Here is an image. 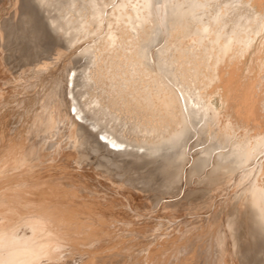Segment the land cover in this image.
I'll return each instance as SVG.
<instances>
[{
	"label": "rangeland",
	"instance_id": "374dc122",
	"mask_svg": "<svg viewBox=\"0 0 264 264\" xmlns=\"http://www.w3.org/2000/svg\"><path fill=\"white\" fill-rule=\"evenodd\" d=\"M33 1H36L37 6L39 5L38 7H40L41 10L40 16L38 17L36 16V14L27 17L25 16L24 17L25 21L22 24V20H20V18L24 16L22 14H24L25 8L23 9L22 6L19 7L18 4L24 5L25 0L24 2L23 0L20 1L0 0V33H1L0 34L1 35L0 36V92L5 91L4 94L5 97L3 96V98L0 99V106H1L0 121L4 120L3 127H5L6 130L8 129L6 132L8 133L10 132L9 134L13 138L17 137L18 132L24 133L25 131H27L26 134H28L32 130L33 132H31L30 134L34 133V135L38 136L37 142L42 146V149L43 147H46V145H50V144H52L50 149L56 148V146L59 147L61 145H62L61 147L65 148V146H67L65 144H69V148H68L69 150L65 153L67 156L66 155L64 156L67 157V159L65 158V160H63L64 162L67 160L66 161L67 163L66 162L63 163V161L62 163H58L55 165L54 163H51V165L53 164L57 168L48 164L50 167L47 165L49 168L47 169V171H49L50 173L45 172L43 177L41 176V173H39L40 175L37 174L38 178L40 176L42 179L41 180L39 178L41 180L40 181L41 183L43 181H45V183H48V181L50 180L49 184L51 185L52 183L51 181L53 180V186H50L49 188V185L48 184L45 185L43 184L44 183L43 182L42 183L43 188L40 185L39 189L40 188L44 189V187L46 188V186L48 185L47 187L52 190L48 189L49 192H47L46 191L47 189H44L43 191L40 189L41 191L38 190L37 192L38 194L36 197L40 198L41 194H44L46 196L44 199L46 201L48 200L47 201L48 203H50L51 200L52 203L54 202L57 204L59 202L58 207L60 208L63 204H66L65 206L70 208V206L72 207L73 205L74 206L78 205L76 203L77 202L80 203L81 200L80 198L84 196L86 197V194H88V198L84 197L86 199L85 201L89 203L90 200L93 198L94 200L92 199L93 202L91 200L90 204L95 203L93 205L94 208L100 211L101 209L103 210L105 209L102 204L106 206L111 203V201H109V198H111L112 200L121 203V205L118 206L119 211L121 212L116 217V220H118L117 221L118 224L123 228L126 227L135 228L144 231L147 230L165 231L167 227L170 226L169 224L175 225L177 223H180V226L186 225L185 229H188L190 227H198L201 229L204 228L206 224L207 225L212 224L216 226L219 231H222L224 219L226 217H229V213L231 209L235 206H239L243 204L248 205L250 209L253 210L254 213H256L258 222L260 224H264V212L261 211L254 203L252 190H251L252 185L257 184L259 188L262 187L263 191L261 192L264 194V172L260 173V171H258L259 170L258 166L261 163L260 160H262L261 155L263 156L264 154V140L260 144L261 145V148L259 149L260 152L257 153L254 146L256 139L255 137H253L257 135L256 134L257 132L254 129L252 130H245L244 128L241 129L243 126H239L238 124L234 123L233 121L234 119L232 120L230 119L233 118L232 117L234 116L233 114L227 115L223 113L222 106H220L221 96L219 97L218 91L216 89L217 85L219 84V81L215 82L212 79V74L214 73V71L219 69V67H223V66L225 67V65H227L226 67L228 69L229 67L231 68V66H234L235 64L243 65L244 70L242 75L243 77H247L252 72V66L250 64V60H252L255 57L254 55L255 50L249 51V49H251L254 45L253 42H251L250 45L246 47L244 46L245 48L243 46H240L238 48V51H240L239 59H241L244 55L245 56L244 60L241 59V61L238 60L234 65L232 64L229 65L227 64L229 63L228 62L229 60L227 61L225 59H227L229 51L231 50L232 52H234L235 49L233 50L232 48L229 51L227 50L228 51L227 56L225 57V59H222V61L221 59H217L216 56L215 59L213 60V56H211V49L209 48L210 46L207 43L208 36L205 34L204 31H202L201 29H197V32L194 31L190 32L188 27L184 26L185 20H183L182 23L180 22L179 24H175L174 26L171 25V21H170L166 33L168 34L169 37L171 33H174L173 36L176 37L175 41L177 42L176 47L177 48L180 47L181 50L178 51L183 55V60L185 62L184 68L187 70V72L191 74V78L188 80L187 84L189 86V91L191 92L190 94L193 93L192 96L194 98L191 96V99L192 98L194 99V100L192 99V104L194 105L192 106H194L193 110L195 109V111H197L198 117L196 118L194 116V113L189 111V109H186V115H185L186 119H184V122L185 123L190 122L194 124L196 126V130L185 135L180 151L178 152L159 151L154 149L156 145L168 144L169 142H172L174 140L173 136H177L180 134L183 135L184 132L182 130H179L177 133V129L179 127L176 118L177 117L176 109L173 104L169 103V101L166 100L167 103L166 106L165 104H163L161 108H157L155 106V99H158L163 91L160 89L159 86H157L158 83L156 82L157 83L156 85L155 81H153V79L148 75L146 76L145 73H144L145 75L142 74L143 72L141 73L140 72L141 70L137 69L136 72L135 70L137 67L139 68L137 63L146 61L152 64L151 68L149 69L151 73L155 69H159L162 73L165 74V70L163 69V66L160 62L161 53L163 51L162 46L158 47L155 50L154 57L150 55V57L144 58L142 51V45L146 42L148 36L152 33L153 30L161 28L162 26L161 24H162V14H163V4H162L163 0H130V1L100 0L101 5H99L100 1L98 0H97L98 3L95 0H93V2L91 0H45L46 3L44 0H33ZM89 3L91 5L93 3V5L92 6L89 5L90 8H87ZM94 5H96L97 9L94 8L95 7ZM97 6H101V7L99 8ZM18 9L20 10V12ZM91 12L95 14H92ZM20 13L21 16L19 15ZM34 17L35 18L38 17V18L35 19ZM39 19L43 21L44 26L50 32L56 35V36L51 35L52 38L55 37L56 39V40L54 39L57 42V43L54 42L56 46L53 45V47L52 46L49 47L46 44L47 41L49 40V39L47 40V38H49L48 36H50L49 33L45 31L46 33L44 35L45 37L47 36V38L44 37L45 38L44 40L42 37L44 35L41 34L40 30H39L40 32L37 30L38 29L37 27L40 26ZM66 19L68 20L71 19V20L67 22ZM73 20L74 22L77 21L78 23L83 22L85 25H82L83 23L81 24L71 23L73 22ZM34 21L37 24H35ZM16 22H18L19 24ZM2 23L3 26H1ZM70 23L71 25L72 24L73 25L71 26ZM77 24L78 26L79 25L80 26L77 27L79 31L77 30L76 32L75 27L77 26ZM26 25L28 26L26 28L25 27L23 28V26ZM67 25L71 26L72 29ZM22 29H24L25 31ZM20 30H22L24 33L21 32ZM80 30L82 34L80 33ZM73 31H75L77 34H74ZM80 34L82 35L81 39H79L80 37L77 36ZM8 35L10 38L8 37ZM28 37L29 39L30 38L33 39L32 40L30 39L31 40L30 41ZM12 38L15 39L13 40ZM57 39L59 41H57ZM76 39L79 41H77ZM62 40L65 43L64 49L61 51L56 50L53 52V50H55L54 48H57V44L59 45L63 44ZM44 42L45 45H43ZM98 43L99 44L102 43L103 45L99 46ZM35 44L36 45L38 44L37 45L38 47L34 48V46H36ZM95 44H98L100 48L102 46V48L101 49L98 48L99 50H96L97 46H95ZM29 46L30 48L31 47L32 48L30 49ZM46 46H48V50L46 49L47 48ZM135 46L139 47L140 53L138 54L136 53ZM90 47H92L91 48L92 51ZM33 48L36 50H34ZM42 48L44 49L42 50ZM49 50L51 51L49 52ZM231 51L229 54L230 57L232 56V54L234 55V53H231ZM87 52L91 54H88ZM38 54H40L41 56ZM47 55L50 56V57L48 56V58L50 59L52 57L57 56V59L55 60V62L53 61L51 64L45 66L44 63L49 60L46 57ZM251 55H253L252 59H251ZM35 57L37 58L36 60ZM230 57H228V59ZM230 59L233 60L234 57H231ZM105 60L107 62L106 64L104 63ZM90 62H92L93 64H91ZM110 64L113 65L110 66ZM25 65H27V67H25ZM100 65L102 67L104 66V68L106 67L105 68L106 70L104 68H99ZM35 66H37L36 69H38L39 67L40 68L36 70L33 68ZM84 67L86 73L88 74H86L85 72L83 74H85V76L89 75L92 78L90 79L89 76L88 78L86 77L89 82L86 80V78H84V75L82 74V70ZM110 68H112L115 71V73L113 70L109 71ZM230 68L228 70H230ZM101 69H104L106 73L109 71L108 74H110L111 72L116 74L117 76L112 73L114 77L116 76L114 79H116L117 82H113L116 80H112V78H110L112 74H110L111 76L108 77L106 73L105 74L103 73L104 72L103 70H102L103 72L100 73L99 71H101ZM30 70L31 71L33 70L32 73ZM45 74L47 75L44 76ZM101 74H103L104 76L103 78H107V79L105 80L102 79V77H100L102 76ZM105 75L107 77H105ZM41 77H43L42 78L43 82H41L42 81ZM166 78L167 81L177 89L178 85L174 80V78H170L168 76H166ZM83 80L87 81V83L84 82L85 83L84 84ZM37 81L39 82L38 83L39 88L44 89L47 87L49 88V91L51 89L49 93L50 99L48 98L47 102H45L46 100L44 99L45 101L41 103L43 106L40 104L37 112L34 113H31V111H29V106L27 107V109L20 108L17 111L11 110L10 106L11 105L14 106L15 104L17 105L16 102H18L16 100L11 104L9 103L10 101L14 100L12 95H15L17 91L20 92L22 90V86H24L26 83L33 84L34 82ZM110 81H111L110 83L111 87L114 83H115L114 86L116 85V87L113 86L111 89H109L108 87H110V85L108 84ZM102 83L104 85L106 83V85H108L107 88L106 86L103 87ZM117 83L120 85H118ZM44 85L47 86L45 87ZM117 85L120 86V88ZM95 86H97V88ZM102 89H104L107 92L105 96H109L111 92L110 95L112 97L110 96L108 97V99L110 98L108 105L103 103V101L101 100V97L104 96L103 93L105 92ZM13 90H15V92ZM122 90L126 91L127 95L131 94L129 95L130 97L126 96L124 91L123 94ZM24 91H25L24 93H26V90ZM94 91L96 93H94ZM9 92H11L12 94H10ZM99 93H101V96L99 95ZM210 93L211 94L214 93V94L211 95ZM216 93L218 95L217 97L215 95ZM209 96H213V97H209ZM91 97H92V101H91ZM97 97L101 101H99L98 99H94ZM52 99L54 102H52ZM63 99L65 100L63 101ZM129 100H131V103L128 106H126L125 102ZM193 101L196 104L193 103ZM235 101L237 103L238 99ZM212 102L214 106H211ZM89 103L90 106H88ZM5 104L9 106L7 107ZM95 104L100 106H97ZM84 105H86L87 107ZM91 105L92 106L94 105L93 108L91 107ZM88 107H91L89 109L90 110L93 109L94 112L87 109ZM213 107L215 109L214 112H212L214 110ZM57 108L60 109L62 112L60 110H57ZM68 110L70 111L72 110V112ZM209 110L212 111L209 112ZM216 110L217 113H215ZM55 111H59L61 113L60 116L62 117L60 116L55 117ZM218 114L223 118H220ZM211 115L212 117L214 115H217L218 117L214 116L215 119L213 118L210 119ZM226 116H228V118ZM18 117L21 119L20 122L18 121L19 119ZM28 117L30 118L28 119ZM73 117L75 118L76 123L75 122L71 123L74 121V119H72ZM63 118L67 121H65ZM226 118L229 124H227ZM206 119L207 120L209 119V121L206 124V126L207 125L209 126L207 128V131L203 130V126L205 125ZM229 119L231 120V122L229 121ZM26 121H28V123ZM77 122H79V126ZM72 124L74 125L77 124V126H73ZM81 125H83L84 128ZM227 125L229 126L234 125L235 128L232 126H230L229 128V126L227 127ZM30 126L31 127L34 126L33 127L34 129L37 126L35 129L36 131L33 128H30ZM44 126H48L47 127L48 129ZM23 127L26 128L24 129ZM28 127H29L28 130L30 132L26 130ZM78 127L80 128L78 129ZM37 128L38 129L41 128L42 131L40 129L38 130ZM231 128H233L234 130L232 131ZM46 130L47 132H45ZM15 131L17 132V134ZM77 131H79L80 133L79 132L77 133ZM91 132L92 134L89 135L87 134ZM93 132L95 134L97 133V135L93 134ZM253 132H255V134H253ZM43 134L46 135L41 136ZM75 136L77 137L75 138ZM79 137L80 139H78ZM247 137L250 139H247ZM96 138H100L101 140ZM43 140H45V142ZM77 140H80L79 143L81 142L79 146L77 145L79 144L77 143L78 142ZM93 140H95V142L97 143L94 144L95 142ZM244 140L249 141L250 143L247 142L248 143L247 145ZM87 141H90L91 145ZM106 141H107V145H106ZM58 142H60L61 144H59ZM84 142H87L88 144ZM56 143H58V145ZM108 143L109 144L111 143L112 147H110ZM245 144L248 147H250V149L248 150L250 156H252L250 157L247 163H243L240 155L238 154L241 148L242 150L244 148L247 149V146ZM53 145L56 146L54 147ZM89 145L91 146L90 148ZM96 145L99 146L98 149L100 150V152L99 150H97V147H93ZM87 147L89 148V150ZM105 147L107 148L105 149ZM108 148H111L113 150L115 149L117 152L114 150L113 151L114 153L111 154L112 150L109 149L108 151L107 150ZM103 149L105 150L103 151ZM252 149L255 151V152L253 151L254 154H252L251 151ZM87 150L88 151L93 150V151L90 153L87 152ZM118 152L119 153L121 152L120 154L122 155H120ZM74 153L76 155H82V157L85 158V160L88 157L87 159L88 161L87 160L86 161L89 163V165L92 162V165L89 166L92 170L91 172H88L87 170L85 172V169L78 167V162H76V155H74ZM94 153L95 154L98 153L96 155L99 156L96 157ZM123 153L126 155L125 157ZM92 154H94L96 158H94ZM100 154L103 157H101ZM105 154L107 156H105ZM132 155L138 158L140 162L139 164L135 165L132 162V164H134L132 165L130 164L131 161L128 162V160L125 159L127 156H132ZM121 157H124L123 158V160H125L124 162L120 159ZM47 160L50 159L48 158ZM97 161L99 162L97 163ZM198 161H203V165H204L203 170L194 169L193 166ZM110 162H112L111 163L112 165L110 164ZM103 163L105 164L103 165ZM219 163L223 164L222 167H218ZM71 164L73 166H71ZM123 164L125 167L123 166ZM224 164L227 166H225ZM93 165L95 166V168L93 167ZM52 168L54 169L51 170ZM111 168L113 169L111 170ZM94 169L95 172H93ZM62 170L64 171V173H62L63 172ZM196 170L198 171L196 172ZM33 171L35 172V170ZM112 171L114 172L112 173ZM212 171L216 173L214 174ZM55 172L61 173L62 175H64V177L65 176L67 177L68 175L67 181L65 180L66 177L65 179H63L64 177L61 174L59 175L58 173L57 175L55 174ZM89 173H91V175ZM210 174L211 175L217 174L216 176L220 175L223 179L226 177L224 179L225 182L224 180L221 179L220 176H218L219 178L217 177L213 178L211 177ZM54 177H56V179ZM58 177L62 181L63 180L66 181V182L64 181L66 186L68 184L75 185V183L72 182L74 179H75L74 182L77 180L76 181L77 186L75 185L76 187L73 188H76V191L78 192L80 190L81 193L76 192L75 189L73 190V188H71L72 185L67 186L66 189L61 188L66 186L64 184L62 185V183L64 182L59 180ZM209 177L211 178V181ZM50 178H54L58 182L60 181L61 182L60 184H57V181H54V179H50ZM68 178L69 179L73 178V179L72 181L70 180L71 181L70 182L68 181ZM212 178L215 180L217 179V181L213 180ZM79 179L81 181L86 182L85 184L87 188H89L91 191H94L95 194L97 193L95 197L97 195H101V196H97L98 198H94V195L92 194L91 195L92 198H91L90 196L91 192L85 191L84 193L82 191L83 189L81 190L82 187L80 186V184L78 185V183H80L78 182ZM218 179L222 180L223 183H221V181H219ZM11 180L12 181L10 182L5 180L4 182L6 183L1 182L6 187L8 184L10 185L8 186L9 188L7 189H5L6 187H4V190L6 191L11 190L9 193L15 194L16 191H18L19 189V191L21 190V192L19 193L18 191V193L23 195L24 193L22 190L24 189L19 188V185L22 182V181L20 182V180H22V178L18 180L20 183L15 182L14 179ZM13 180L16 183V185L14 184ZM218 182H220V184ZM12 184L15 189L18 186L16 191H14L15 189L14 190L12 189L13 187L11 186ZM58 185L61 186L58 187ZM20 187L22 186L20 185ZM54 187H55L54 191L56 192L53 191ZM56 188H60L61 192L59 191L60 192V193L58 192L59 194L57 193L59 189L56 190ZM68 188L69 189L71 188V190H68ZM63 190L64 192L62 193ZM67 190L71 194L66 192ZM39 191L42 193H39ZM51 191H53L55 194H53V192ZM18 193L16 194L19 195ZM56 193L60 196L62 195L61 197L63 196L65 197L60 199V196H58L59 197L58 198ZM74 193L76 194L75 196H72L74 197V199L71 198L70 199L75 201L77 199L79 201L75 202L76 205L73 203H72L73 205L72 204L70 205V203L74 201H71L68 197L69 196L71 197V195ZM77 193L79 194L78 197H77ZM52 194L55 196H53ZM63 194H68L67 195L68 197ZM80 194L82 195L84 194V195L82 196ZM24 195L26 196L27 194L25 193ZM43 197L44 196L42 195L41 200H44ZM49 197H51L50 200ZM39 198L36 199L37 202L38 200L40 201ZM84 198L81 200V202L82 201L84 202ZM103 198H105L104 201ZM66 199L68 201L70 200V202L68 203ZM59 200L60 201L62 200V204ZM99 201L101 202L99 203ZM108 202L109 204H107ZM98 203L101 204V206H98L99 205ZM56 204L55 206H57ZM90 204L89 206L92 207V205ZM48 205L49 207H41V209L44 208L49 209L52 213H56L58 218H61L62 221H66L68 216L73 215V213L70 210H65V209H69L66 208L65 206H62L61 209H58L57 207L52 206L51 203ZM95 205L98 206L99 208H97ZM100 207L103 208L100 209ZM173 220L176 222H174ZM119 228L118 227L116 228L119 229L120 231L119 233H117L118 235L115 236L116 239H113L115 244L109 243L108 245H106L107 247H109V245L113 244L114 247L113 245L110 246L111 248L113 247L112 249L109 247L111 249L110 250L105 246L103 250H101L104 252L107 251V253L105 252L106 253L105 255L111 254L113 255V257H115L114 255H116V257H119L117 253H121L120 250L123 247V245L124 246L127 245L128 242L124 243L125 242L124 240H126L124 238L123 240L121 239V243L118 242V240H120V238L123 236L127 238L126 241H128V237L122 235L124 233L122 232V228L121 227ZM116 232H118V230L117 231L115 230V233ZM240 239L242 243L243 236H241ZM238 242L240 243V240H238ZM135 243L136 241H133L131 245ZM112 250H114L113 252H115V250L117 251L115 253H112ZM242 258H244L242 259L243 264H251V262L247 260L244 256H242Z\"/></svg>",
	"mask_w": 264,
	"mask_h": 264
},
{
	"label": "bare ground",
	"instance_id": "6f19581e",
	"mask_svg": "<svg viewBox=\"0 0 264 264\" xmlns=\"http://www.w3.org/2000/svg\"><path fill=\"white\" fill-rule=\"evenodd\" d=\"M18 1H20V0H18ZM91 1L93 2V0H91ZM95 1L98 3V1H100V0H98V1L95 0ZM23 2H24V0H23ZM45 3H46V1H45ZM45 3H43V4H45ZM102 3H103V1H102ZM38 4H39V2H38ZM94 4H95V2H94ZM162 4H163V14H162V24H161L162 26H161V28H158V29H155L152 31V33L148 36L146 42L142 45V51H143L144 58L150 57V55L154 57L155 56V50L158 47L162 46L163 51L161 53L160 62L163 66V69L165 70V74L162 73L159 69H155L151 73L149 71V69L151 68L152 64H150L149 62H146V61L137 63L139 68L137 67L135 72L137 71V69H139V70H141L140 71L141 73L143 72L142 74L145 73L146 76L148 75L149 77H151L153 79V81H155V83L156 82L158 83V85H157V83H156V85L159 86L160 89L163 91L160 94V97L158 99H155V106L157 108H161L163 104H165V106H166L167 105L166 100L169 101V103L173 104L175 106V109H176V113H177L176 118H177V123H178V127H179L177 129V133L179 130H182L184 132V134L173 136L174 140L172 142H169L168 144L156 145L154 147V149L159 150V151L178 152V151H180V149L182 147L185 135L196 130V126L194 124H192L190 122H187V123L184 122V119H186V116H185L186 115V109H189V111L194 113V116L196 118L198 117L197 111H195V109L193 110L194 106H192V105H194V104H192V99L194 98L192 96L193 93L190 94L191 92L189 91V86L187 84L188 80L191 78V74L189 72H187V70L184 68L185 62L183 60V55L179 52L181 50L180 47L179 48L176 47L177 42L175 41L176 37L173 36L174 33H171L170 37L166 33L170 21H171V25L174 26L175 24H179L180 22L182 23V21L185 20L184 26H187L190 32L191 31L197 32V29H201L208 36L207 43L210 46L209 48L211 49V56H213V60L215 59V56H216L217 59H221V61H222V59H225V57L227 56V52L233 48V50L235 49L234 52H232L231 50L230 51H231V53H234V55L232 54V56H231V57H234V59L233 60L230 59L231 57L229 55L230 54V51H229L227 59H225V60H227V61L229 60L228 61L229 63H227V64L234 65L238 60L241 61V59L242 60L245 59L244 55H243L244 58L242 57L241 59H239L240 58V55H239L240 51H238V48L240 46L246 47V46L250 45L251 42L254 43L253 47L251 49H249V51L255 50L254 51L255 57L252 59L253 55H251L252 60H250V64L252 66V72L247 77H243V75H242L243 70H244L243 65L235 64L234 66H231V68L229 67L230 70H228L229 68L227 69V67H226L227 65H225V67L224 66L219 67V69H217L218 71L216 70L212 74V79L215 82L219 81V84L217 83L218 85H217L216 89L218 91L219 97L221 96V98H220V104L221 105L220 106H222L223 113L227 114V115L233 114L234 115V116H232L233 118H230V119L231 120L234 119L233 120L234 123L238 124L239 126H243L241 129H243V128L245 130L254 129L257 132L256 133L257 135L253 136V137H255L256 142L254 140L255 144L254 143H252V144H254L257 153H259L260 152L259 149L261 148L260 144L264 140V0H163ZM18 5H19V7L22 6L23 9L25 8L24 14H22L24 16H22L20 18V20H22V24L25 21V19H24L25 16L27 17V16L35 15V14L38 17L40 16L41 10H40V7H38L39 5L37 6L36 1L25 0V4H24L25 6L20 5V4H18ZM89 5H91V4L89 3L87 8H90ZM92 5H93V3H92ZM96 5H94L95 7L94 6L93 7L96 8ZM99 5H101V1H100ZM43 6H45V5H43ZM97 7L100 8L101 6H97ZM94 8H92V9H94ZM96 9H94V10H96ZM101 9H99V10H101ZM94 10H93V12H94ZM19 12H20V10H19ZM95 13H96V11H95ZM95 13H92V14H95ZM15 14H16V12H15ZM19 15L21 16V13ZM15 16H17V15H15ZM38 17H36V18H38ZM7 20H9V19H7ZM13 20H15V19H13ZM27 20H29V19H27ZM66 20H67V22H69V20H71V19H69V20L66 19ZM39 22H40V24H39L40 26L37 27L38 29L37 28H35V29H37L38 31L40 30L41 34H43V35L46 32L49 33L50 34V36H48L49 38H47V36L45 37V35H44V36H42L43 39L44 40H45V38H47V40L49 39L46 43L49 47H51V46L53 47V45L56 46V44H54V42H56L55 41L56 39H55V37L52 38V36H54L55 34L50 32L44 26L43 21L40 20ZM79 22H81V21H79ZM16 23H18V22H16ZM19 23H20V21H19ZM25 23H27V22H25ZM34 23H35V21H34ZM71 23H78V22L77 21L74 22V20H73V22H71ZM71 23H70V25H71ZM81 23H83V22H81ZM81 23H78V24H81ZM30 24H33V23H30ZM35 24H37V23H35ZM65 24H67V23H65ZM78 24L76 27L73 26L76 28L75 29L76 32L78 30L77 27L80 26V25L78 26ZM82 25H85V24L83 23ZM1 26H3V23ZM27 26L28 25L23 26V28L24 27L26 28ZM67 26L71 27L69 25H67ZM82 27H84V26H82ZM28 29H29V27H28ZM71 29H72V27H71ZM22 30H24V29H22ZM22 30H20V31L23 32ZM84 30H82V31H84ZM75 31H73V33L77 34ZM17 32H19V31H17ZM35 33H36V31H35ZM80 33L82 34L81 30H80ZM31 34H32V32H31ZM46 35H48V34H46ZM80 35H77L80 37L79 39H81V37H82V35L81 36ZM24 36H26V35H24ZM8 37H9V35H8ZM13 37H15V36H13ZM36 37H38V36H36ZM2 38H5V37H2ZM41 38H38V39H41ZM56 38H59V37H56ZM25 39H26V37H25ZM28 39H29V37H28ZM57 41H59V40L57 39ZM77 41H79V40H77ZM5 42H7V41H5ZM72 44H75V43H72ZM98 44H95V46H97L96 50L101 49L102 46H101V48L99 46L103 45L101 43L98 46ZM37 45L34 46V48L38 47ZM43 45H45V42ZM61 45L57 44V48H54L55 50H53V52L56 50L57 51L63 50L64 46H65L64 41H63V44H61ZM48 46H46L47 50H48ZM95 46H94V48H95ZM42 47H45V46H42ZM92 47H90V49ZM29 48H30V46H29ZM43 49L44 48H42V50ZM34 50H36V49H34ZM50 51L51 50H49V52ZM86 51H87V49H86ZM91 51H92V49H91ZM135 51L137 54L140 53V49L138 46H135ZM243 52H244V50H243ZM91 53H88V54H91ZM38 55H40V54H38ZM42 55H44V54H42ZM48 56L49 55H47L46 57L48 58ZM46 57H45V59H46ZM90 57H92V56H90ZM228 57H230V58L228 59ZM36 59L37 58L35 57V60ZM48 59H49L48 61H46V60H45L46 62L44 61L45 66H47L48 64H51L53 61L55 62V60L57 59V56L52 57L51 59L50 58H48ZM106 60L104 62L105 64L107 63ZM211 61H212V59H211ZM86 63H88V62H86ZM90 63L93 64L92 62H90ZM111 65H113V64H110V66ZM38 66H40V65H38ZM219 66H221V65H219ZM25 67H27V65H25ZM55 67H57V66H55ZM33 68L36 69L37 66H35ZM99 68H104V66L102 67L100 65ZM112 68H110L111 70L109 69V71H112L113 70ZM38 69H36V70H38ZM104 69H101V71H99V72L101 73L104 71L103 73L105 74L106 69L105 70ZM18 70H20V69H18ZM32 71H31V73H32ZM109 71L106 73L108 77H110L111 76L110 74L113 73V72H111L110 74H108ZM35 72H37V71H35ZM42 72H44V71H42ZM84 72L86 73L85 67L82 70V74ZM99 72H98V74H99ZM114 73H115V71H114ZM86 74H88V73H86ZM113 74L110 78H112V80H116L114 78L117 75L114 74V75H116L114 77ZM125 74H127V73H125ZM46 75L47 74H45L44 76H46ZM83 75H84V78H86V77L88 78V76H89V75L85 76V74H83ZM101 75L102 76H100V75L99 76L102 77V79H104V80L107 79V78H103L104 77L103 74H101ZM107 76L105 75V77H107ZM166 76H168L170 78H174V80L176 81V83L178 85L177 89L171 83H169L167 81ZM25 77H27V76H25ZM42 78L43 77H41V79ZM87 78H86V80H87ZM90 79H92V78L90 77ZM84 80H83V83L84 82L87 83L88 80L87 81H84ZM28 81H29V79H28ZM111 81L109 82L108 85H110ZM41 82H43V79ZM113 82H117V80L113 81ZM38 83H39L38 81L34 82L33 84L26 83L24 86H22V90L20 92L17 91L15 95H12L14 100L10 101L9 103L11 104L12 102H15L16 100L18 102H16L17 105L15 103H14L15 105L13 104L14 106L11 105L10 109L13 111H15V110L17 111L20 108L27 109V107L29 106V111H31V113L37 112L39 105L45 100H46L45 102H47V99L50 97L49 93L51 91V89L49 91V88L46 87L47 85H44L46 87L44 89L39 88ZM114 84L112 85V87L114 86ZM108 85H106V83H105V85L102 83L103 87L106 86V88H107ZM118 85H120V84H118ZM95 87L97 88V86H95ZM112 87L110 85V87H108V88L111 89ZM114 87H116V85ZM118 87L120 88V86H118ZM106 88H105V90H106ZM216 89H214V90H216ZM15 90H16V88H15ZM15 90H13V91L15 92ZM24 90H26V93H24L25 92ZM102 90H104V89H102ZM127 90H129V89H127ZM123 91L124 90H122V93H123ZM220 91H221V93H220ZM9 93L12 94L11 92H9ZM94 93H96V92L94 91ZM94 93H92V94H94ZM106 93H107L106 91L103 93L104 96L101 97V100L103 101V103L108 105L109 99H110V98L108 99V97L109 96L112 97V96L110 95L111 92H110V94L108 92L109 96H105ZM124 93L126 96L131 95V94L127 95L126 91H124ZM4 94H5V91L0 92V99L3 98ZM213 94H211V95H213ZM99 95L101 96V93H99ZM215 95H216V97L218 96L217 93ZM175 96H176V98H175ZM191 96L193 97L192 99H191ZM98 97L94 98V99H98ZM209 97H213V96H209ZM57 99H58V97H57ZM237 99H238V102L236 103L235 100H237ZM64 100L65 99H63V101ZM98 100L101 101L100 99H98ZM4 101H6V100H4ZM91 101H92V97H91ZM52 102H54L53 99H52ZM88 102H90V101H88ZM93 103H95V102H93ZM130 103H131V100L126 101L125 105L128 106ZM193 103H195V102L193 101ZM43 104H45V103H43ZM49 104H50V102H49ZM209 104H210V102H209ZM5 105L7 106V104H5ZM95 105H97V104H95ZM84 106H86V105H84ZM88 106H90V103ZM93 106L91 105L92 108H93ZM97 106H100V105H97ZM211 106H214L213 102H212ZM86 107H84V108H86ZM91 107H88L87 109H89ZM0 108H1V106H0ZM210 109H211V107H210ZM213 109H214V107H213ZM57 110H60V109L57 108ZM68 111H70V110H68ZM90 111H93V109ZM211 111L209 110V112H211ZM214 111H215V109L212 112H214ZM70 112H72V110ZM11 113H13V112H11ZM215 113H217V110ZM60 115H61V113L59 111H55V117L56 116L59 117ZM29 116H30V114H29ZM51 116H52V114H51ZM214 116H217V115H214ZM214 116L212 117V115H211L210 119L211 118L215 119ZM218 116L220 118H223L219 114H218ZM10 117H11V115H10ZM60 117H62V116H60ZM226 117L228 118V116H226ZM29 118L30 117H28V119ZM227 118H226V121H227V124H229ZM19 119H18V121L20 122L21 119L20 120ZM72 119H74V121L71 123H74V122L76 123L75 118L73 117ZM230 119H229V121L231 122ZM10 120H8V121H10ZM13 121H15V120H13ZM65 121H67V120H65ZM205 121L206 122H205V125L203 126V130L207 131V128L209 126L208 125L206 126V124L209 121V119L208 120L206 119ZM26 122L28 123V121H26ZM77 123L79 126V122H77ZM3 125H4V120L0 121V183L1 182L3 183L5 180L10 182V181H12L11 179H14L15 182L18 183L19 182L18 180H20L22 178V180H20V182L22 181L20 184L22 187H20L19 184H17V185H19V188L24 189L22 191L24 194L26 193L27 195L25 196L24 194L23 195L19 194L21 192V190L19 191V189H18L19 193H18V191H16L18 186L15 189L13 184L11 185V186H13L12 189L13 190L15 189L14 191H16V193H18L19 195H17L16 193L15 194L9 193L11 190H7V191L4 190V187H6V186H4V184H2V183H1L2 185L0 184V187H1L0 191L2 189V191L0 192V264H60L62 262H63L62 264H243L242 259H244V258H242V256H244L247 260H249L251 262V264H264V224H260L258 222V218L256 216V213H254L253 210H251L250 207L246 204L235 206L231 209V211L229 213V217H226L224 219L222 231H219L218 228L212 224H210V225L206 224L204 226V228H201V229L198 227H190L188 229H185L186 225L180 226V223H177L175 225L169 224L170 226L167 227V229L165 231H161V230L144 231V230H138L135 228H127V227L123 228L122 226H120L118 224V222H117L118 220H116V217L121 212V211H119V208H118V206H120L121 203L116 202V201L112 200L111 198H109V201H111L110 204H109V202L107 203L109 205L105 204L106 206H104V204H102L103 207L105 208L104 210L101 209L103 207H100L101 211L95 209L93 206L95 203L90 204L91 200L93 199L91 195L93 194L94 198H98L97 196H101V195H97L95 197V195L97 193L95 194L94 191H91L89 188H87V186L85 184L86 182L81 181L79 179L78 182H80V183H78V185L80 184V186L82 187V188L81 187L80 188H81V190L83 189L82 191L84 193H85V191L91 192L90 196L92 199L89 198V199H91L90 202L88 203L85 201L86 200L85 198L86 197L88 198V194H86V197L84 196L85 198L84 197L80 198L81 200L84 198V202L83 201L81 202V200H80V203H78L77 201H79V200H77L76 198H75L76 201L71 200V199H74V197H72V196H75L76 195L75 193L78 192V191H76V188H73V187L77 186L76 185L77 180L74 182V180H75L74 179L72 183H75L76 186L74 184H73L74 186L72 184L69 185L68 182H67V184H68L67 186L72 185L71 188H73V190L75 189L76 192L74 191L75 193L72 194L71 197L70 196L68 197L67 196L68 194H63V195H66L69 199L71 198L70 199L71 201H74V202H71L70 205L72 203L75 204V202H77L76 204H78V205L75 204L76 206H74L72 204L73 206L72 207L70 206V208H69V207L65 206L66 204H63L62 206L69 208V209H65V208H63V209L70 210L73 213V215L68 216L66 221H62L61 218H58L56 213H52L49 209H46V208L41 209V207H49L48 204H50V203L52 204V206L57 207L58 209H61L62 206H61V208L58 207L59 202L57 204L54 202L52 203L50 200L51 197H49L50 203H48L47 202L48 200L46 201L44 199L46 197L44 194H41L40 198L36 197L38 194L37 193L38 190L41 189V188L39 189L40 185L43 188V185H42L43 182H44L43 184H45V185L48 184L49 188H50V186H53V180L51 181L52 182L51 185L49 184L50 180L48 181V183H45V181H43L41 183L40 181L42 179L39 176V178L41 179L40 180L38 178L37 174L41 173V176L43 177L45 172L46 173L49 172V171H47V169H49L48 166L51 165V163H54V165H55L58 163H62V161L65 160V158L67 159V157H64V156L66 155L65 153L69 150L68 149L69 144H65V145H67V146H65V148L61 147L62 145L59 147H57L55 145L56 148H53V149L52 148L50 149V147L52 145V144H50V145H46V147H43V149H42V146L37 142L38 136L34 135V133L30 134L33 131L31 130V132H30L28 130L29 127L26 130H28L30 133L26 134L27 131H25L24 132L25 134L20 133V132H18V134H17V132L15 131L17 134V137L13 138L9 134L10 132L9 133L6 132L8 129L6 130V128L3 127ZM72 125L77 126V124L76 125L72 124ZM83 125H81V126H83ZM228 126L229 125H227V127ZM230 126H232V125H230ZM230 126H229V128H230ZM19 127H21V126H19ZM26 127H23V128L25 129ZM33 127L30 126V128H33ZM36 127H35V129H36ZM44 127L47 128L48 126H44ZM232 127L235 128L234 125ZM41 128H42V126H41ZM41 128H39V129L41 130ZM79 128L80 127H78V129ZM83 128H84V126H83ZM70 129H72V128H70ZM231 129H232V131L234 130L233 128H231ZM21 130H22V128H21ZM44 130H43V132H44ZM50 131H51V129H50ZM71 131H73V130H71ZM80 131H82V130H80ZM87 131H89V130H87ZM43 132H40V133H43ZM45 132H47V130ZM78 132L79 131H77V133ZM35 134H37V133H35ZM84 134H86V133H84ZM87 134L88 135L92 134V132L87 133ZM93 134H95V133L93 132ZM253 134H255V132H253ZM44 135H46V134H43L41 136H44ZM95 135H97V133ZM247 136H249V135H247ZM76 137L77 136H75V138ZM95 137H98V136H95ZM249 137H251V136H249ZM78 139H80V137ZM96 139H100V138H96ZM247 139H250V138L247 137ZM43 141L45 142V140H43ZM77 141H78L77 143H79L80 140H77ZM93 141L95 142V140H93ZM102 141H103V139H102ZM87 142H89V144H90V141H87ZM87 142H84V143L88 144ZM247 142L250 143L249 141H245V143L247 145H248ZM58 143L61 144L60 142H58ZM58 143H56V144L58 145ZM80 143L77 145L79 146ZM96 143L97 142H95L94 144H96ZM90 145H89V148L91 147ZM106 145H107V141H106ZM109 146L112 147L111 143L109 144ZM93 147H97V150H99L98 149L99 146L96 145ZM89 148H88V150H89ZM106 148L107 147H105V149ZM83 149H86V148H83ZM105 149H103V151ZM109 149H111V148H108L107 150L109 151ZM248 149H250V147L247 146V149L244 148L242 150V148H241V150H239L238 154L240 155L243 163H247L249 161L250 157H252V156H250ZM253 149L251 150L252 154H254V152H255ZM88 150H87V152H90V153L93 151V150L92 151H88ZM111 150H112L111 154L114 153L113 151L115 149L114 150L111 149ZM80 152H81V150H80ZM99 152H100V150H99ZM98 153H96V154H98ZM124 153H125V151H124ZM124 153H123V155L125 157L126 155ZM94 154H92V155L94 156ZM101 154H100V156H101ZM74 155H76V154L74 153ZM115 155H116V153H115ZM120 155H122V154H120ZM98 156L96 155V157H98ZM105 156H107V155L105 154ZM89 157H91V156H89ZM96 157L94 156V158H96ZM101 157H103V156H101ZM124 157L120 158L123 162L125 161V160H123ZM48 158L50 160H47ZM87 159H88V157H87ZM125 159L128 160V162L131 161L130 164H132V162L135 165L140 163L138 158L134 155L127 156ZM261 159H262V160H260L261 163L258 166V169H259L258 171H260V173L264 172V154H263V156L261 155ZM86 160H85V158L82 157V155H76V162H78V167L85 169V172H86V170L88 172H91L92 170L89 166L92 165V162L89 165V163L87 162L88 160L87 161ZM99 161H97V163ZM108 161H109V159H108ZM65 162L63 161V163H65ZM76 162H75V164H76ZM111 163L112 162H110V164ZM104 164L105 163H103V165ZM134 164H132V165H134ZM54 165L52 164L51 166L57 168ZM103 165H101V166H103ZM132 165H130V166H132ZM222 165H223L222 163L221 164L219 163L218 167H222ZM71 166H73V165L71 164ZM123 166H124V164H123ZM203 166H204L203 161H198L194 164L193 167H194V169H199V170L202 169L203 170ZM225 166H227V165H225ZM61 167H63V166H61ZM93 167L95 168L94 165H93ZM132 167H134V166H132ZM53 169L54 168H52L51 170H53ZM106 169H107V167H106ZM112 169L113 168H111V170ZM33 170H35V172ZM64 170H65V167H64ZM103 170H104V168H103ZM197 171L198 170H196V172ZM215 171H217V170H215ZM93 172H95V169ZM113 172L114 171H112V173ZM58 173L55 172V174H57V175H58ZM62 173H64V171ZM110 173H111V171H110ZM20 174H21V176H20ZM22 174H24V175H22ZM60 174L61 173H59V175ZM89 174L91 175V173H89ZM214 174L213 175L210 174L211 177L219 178L218 176H220V175L216 176L217 174L216 175H214ZM92 175H93V173H92ZM52 176H54V175H52ZM62 176L64 177V175H62ZM65 177L63 179H65ZM67 177H68V175H67ZM67 177L65 179L66 181H67ZM44 178H46V177H44ZM54 178L56 179V177H54ZM54 178H50V179H54ZM55 179H54V181H57ZM58 179L61 180L59 177H58ZM72 179L68 178V181H70V180L72 181ZM221 179L224 180L222 177H221ZM14 180H13V182H14ZM65 180H63V181L61 180V181L64 182ZM213 180H215V179H213ZM222 180H219V181H221V183H223ZM210 181H211V178H210ZM215 181H217V179ZM15 182H14V184L16 185ZM60 182L57 181V184H60ZM65 182L62 183V185L63 184L65 185ZM224 182H225V180H224ZM4 183H6V182H4ZM218 183L220 184V182H218ZM8 186H10V185L8 184L5 189L9 188ZM47 186H46V188L44 187V189H47L46 191L49 192L48 191L49 188ZM60 186L58 185V187H60ZM67 186L61 187V188L66 189ZM56 187H57V185H56ZM71 188L70 189L68 188V190H71ZM44 189H41V190L43 191ZM57 189H59L57 191V193H58L60 191V188H56V190ZM49 190H52V189H49ZM54 190H55V187H54L53 191ZM68 190L66 192L69 193ZM77 190H78V188H77ZM251 190H252V196H253L254 203L257 205V207L261 211L264 212V194L261 192V191H263L262 187L259 188V186L257 184H253L251 187ZM40 191H39V193H42ZM53 191H51V192H53ZM54 192H56V191H54ZM54 192H53V194H55ZM63 192H64V190L62 191V193ZM79 192H80V190H79ZM57 193H56L57 197L60 196V195H58L59 193L58 194ZM78 193H77V197L79 195ZM69 194H71V193H69ZM15 195H17V196H15ZM42 195L44 196L43 197L44 200H41ZM80 195H82V194H80ZM48 196H49V194H48ZM53 196H55V195H53ZM61 196H60V199L65 197V196H63V197H61ZM38 198L40 199V201L38 200V202H37L36 199H38ZM46 199H48V198H46ZM52 199H53V197H52ZM56 200H54V201H56ZM64 200H65V198H64ZM64 200H63V202H64ZM70 200L68 201L66 199V201H68V203L70 202ZM93 200H92V202H93ZM98 200H100V199H98ZM104 200H105V198H103V201ZM34 201H36V202H34ZM43 201H46V202H43ZM107 201H108V199H107ZM60 202L62 204V200ZM100 202L101 201H99V203ZM55 204L57 206H55ZM89 204L92 205V207L89 206ZM98 206H101V204H99ZM98 206H96V207L99 208ZM122 215H123V212H122ZM174 222H176V221H174ZM24 225H26V226H24ZM117 227L118 228L121 227L122 232H124L122 235H125L126 237H128V241H126L127 238H125L123 236L120 238V240H118L119 238L117 239L118 242L121 243V239L123 240V238H124L126 240H124L125 242L124 241L123 242L124 243L128 242V243H127V245L125 244L126 246L123 245V247L120 250L121 253H117V255L119 257H116V255H114L115 257H113V255H111V254H110L111 256L108 254L105 255L107 253V251H105L106 252L105 253L104 251H101V250H103V248L106 245H108L109 243L115 244L113 239H116L115 236L118 235L117 233H119V231H120L119 230L120 228L116 229ZM114 229L116 231L118 230V232L115 233ZM241 236H243V242L242 243H241L242 238L240 239ZM143 240H145V241H143ZM238 240H240V243L238 242ZM133 241H136V243L131 245V243ZM112 245H109V247ZM117 245H119V244H117ZM109 247H107V248H109ZM113 247H114V245H113ZM105 250H106V248H105ZM113 251L114 250H112V253H115L117 250H115V252H113Z\"/></svg>",
	"mask_w": 264,
	"mask_h": 264
}]
</instances>
